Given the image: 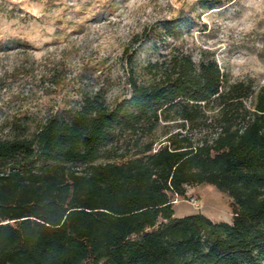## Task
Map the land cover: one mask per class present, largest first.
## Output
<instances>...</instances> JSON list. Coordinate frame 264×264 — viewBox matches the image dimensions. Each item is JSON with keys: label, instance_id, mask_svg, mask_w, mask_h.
Masks as SVG:
<instances>
[{"label": "trees", "instance_id": "obj_1", "mask_svg": "<svg viewBox=\"0 0 264 264\" xmlns=\"http://www.w3.org/2000/svg\"><path fill=\"white\" fill-rule=\"evenodd\" d=\"M145 68L113 105L87 93L0 137V264H264V86L205 52ZM199 183L233 199L231 221L175 215L172 194Z\"/></svg>", "mask_w": 264, "mask_h": 264}, {"label": "rangeland", "instance_id": "obj_2", "mask_svg": "<svg viewBox=\"0 0 264 264\" xmlns=\"http://www.w3.org/2000/svg\"><path fill=\"white\" fill-rule=\"evenodd\" d=\"M168 20L182 32H167ZM178 50L196 61L203 52L214 56L230 82L258 91L264 0H0V137L31 135L46 118L77 109L87 93L113 105L130 94L132 68L148 80V61ZM171 197L176 216L233 218V199L213 184Z\"/></svg>", "mask_w": 264, "mask_h": 264}]
</instances>
